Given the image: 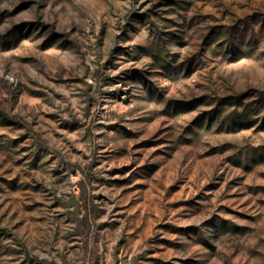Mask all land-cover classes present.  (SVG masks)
Returning a JSON list of instances; mask_svg holds the SVG:
<instances>
[{
    "label": "rangeland",
    "instance_id": "rangeland-1",
    "mask_svg": "<svg viewBox=\"0 0 264 264\" xmlns=\"http://www.w3.org/2000/svg\"><path fill=\"white\" fill-rule=\"evenodd\" d=\"M0 264H264V0H0Z\"/></svg>",
    "mask_w": 264,
    "mask_h": 264
}]
</instances>
